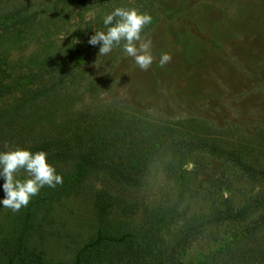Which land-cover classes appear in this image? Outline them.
I'll return each mask as SVG.
<instances>
[{"label":"trees","instance_id":"obj_1","mask_svg":"<svg viewBox=\"0 0 264 264\" xmlns=\"http://www.w3.org/2000/svg\"><path fill=\"white\" fill-rule=\"evenodd\" d=\"M225 1L48 0L32 9L0 2V52L25 38L40 50L11 60L0 53V152L44 151L63 181L18 212L0 204V264H264V139L157 114L146 101L160 79H137L126 98L116 89L121 79L83 69L108 55L88 43L107 30L103 18L135 8L152 16L141 35L157 27L152 73L173 82L175 62L161 67L159 59L172 56L175 25H203L219 45L258 27L264 3ZM227 16L223 43L213 32ZM126 66L139 68L131 56ZM83 197L91 204L84 222L67 212Z\"/></svg>","mask_w":264,"mask_h":264},{"label":"rangeland","instance_id":"obj_2","mask_svg":"<svg viewBox=\"0 0 264 264\" xmlns=\"http://www.w3.org/2000/svg\"><path fill=\"white\" fill-rule=\"evenodd\" d=\"M46 1L48 0H1L0 2L14 3L16 7L25 5L26 9H32ZM167 1L177 6L182 4L181 0ZM182 1L193 5L210 0ZM258 1L264 3V0ZM13 7L8 6L6 11L13 10ZM259 14L257 28L240 36L235 34V37L229 40V44L223 45L210 41L208 31L203 25L197 26L191 22L187 26L178 24L172 27L170 33L175 42L171 62H175L172 67V70L176 68L174 74L178 73L176 83L169 80L172 77L154 75L151 68L147 70H141L140 67L128 68L126 65L129 55L124 48L119 50L113 47L111 50L113 53H109L106 58L92 59L89 66L83 69L87 74L91 71L90 74L96 77H104L102 75L109 73L111 79H121L116 89L121 97L126 98L130 94L133 95L132 87L137 79H160L152 84V93L155 95L151 94L146 101L157 114L171 119L198 117L229 134L255 135L264 139V5L260 8ZM228 17L222 18L221 23L217 20L214 26L216 31L213 35L223 43L228 40L227 31L232 28L228 24ZM203 18L206 19V24H214V19L210 20L211 14H203ZM156 29L157 27L154 26L141 35L142 40L148 38L152 41V47L155 41L152 34ZM187 29H190L191 33ZM189 37L194 38L195 41L191 42ZM59 41L61 42L60 39ZM139 43L137 42V47ZM38 51L40 52L39 49L36 50L33 39L25 38L8 44L0 53L11 60L23 56L36 57L34 55ZM148 75V78L145 77ZM18 95L20 93L11 95L6 101L11 103ZM195 158V153L186 158L190 170L194 167L191 163ZM240 185V182H236L234 187L239 188ZM132 198L140 199L142 196L134 193ZM67 212L73 213L77 219L84 222L91 214V204L84 197L74 199L69 204Z\"/></svg>","mask_w":264,"mask_h":264},{"label":"clouds","instance_id":"obj_3","mask_svg":"<svg viewBox=\"0 0 264 264\" xmlns=\"http://www.w3.org/2000/svg\"><path fill=\"white\" fill-rule=\"evenodd\" d=\"M151 23L152 16L147 12L116 7L103 18L107 30L97 31L89 38L88 43L92 46L100 45L99 54L107 55L114 45H119L123 40L125 52L134 58L141 70H147L154 60L151 54L152 41L148 38L142 40L141 33ZM137 42H140L138 47ZM171 59L170 53H161L159 65L163 67ZM21 170L27 173L24 180L17 179V173ZM0 177L4 181V198L0 200V204L13 212L27 207L32 197L38 195L43 187L55 188L63 182L61 175L47 162L46 152L33 153L21 148L0 152Z\"/></svg>","mask_w":264,"mask_h":264}]
</instances>
